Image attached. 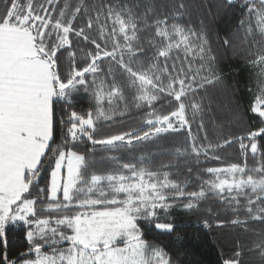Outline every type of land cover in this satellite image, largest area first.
I'll return each mask as SVG.
<instances>
[{
  "label": "snow or ice",
  "instance_id": "1",
  "mask_svg": "<svg viewBox=\"0 0 264 264\" xmlns=\"http://www.w3.org/2000/svg\"><path fill=\"white\" fill-rule=\"evenodd\" d=\"M226 4L238 6L241 15L224 37V44L238 39L245 48L250 46L248 54L253 58L247 64L256 69L258 84L251 112L264 123V0H226ZM186 14L188 6L184 0H122L91 7L87 0H78L74 7L70 0H3L0 242L6 248L8 227L21 223L28 247L16 259L5 254L0 264H175L162 247L145 239L140 222L170 233L175 225L157 222L161 213L166 217L175 202L182 199H187L182 205L185 210H198L210 194L224 202L225 211H231V225L240 226L245 232L253 231L258 237L249 251H255L264 264V232L248 228L253 222L264 224V152L257 143L258 137H264V127L215 145L200 143V137L193 134L194 122L198 121V130L204 129L205 106L203 98L195 99L197 93L207 94L222 78L208 47L203 22L199 31L169 23ZM78 20L83 21L79 27ZM108 20L112 22L111 29ZM148 29H154V38L148 41L154 53L144 57L140 33ZM93 30L94 37L89 35ZM71 36L92 46L91 50H81L88 61L82 69L75 66L77 53L71 50ZM61 52H67L70 68L63 75ZM145 59L150 61L147 66ZM105 60L109 61L107 75L112 77L111 84L106 79L97 80L102 71L100 62ZM133 64L139 65V70H134ZM86 74L93 77L90 84ZM118 75L126 76L127 87L135 90L137 107H151L161 94L174 98L177 106L166 115L149 112L150 118L144 121L147 131L137 134V130H132L94 139L96 122L111 119L105 112L104 101L111 106L124 99L123 86L116 82ZM90 85L95 115L89 111L85 117L70 111L66 120L60 119L62 129L68 125L62 132L61 143L53 146L54 105L63 102L70 108L73 94L81 88L87 92ZM182 131L187 132L185 146L170 153L177 159L191 155L199 162L201 155L208 157L210 151L239 141L245 163L207 168L205 171L212 178L202 181L199 191L186 192L187 181L182 185L171 180L167 171H151L145 157L138 163H121L118 156L97 159L94 155L96 146L102 152L119 151L129 149L134 142ZM83 137L93 145L88 153L68 147L69 139ZM203 139L207 140L206 133ZM249 152L253 159L261 157L251 168L247 165ZM45 160L50 167V180L45 187H39ZM104 164L110 165V170H95ZM34 187L38 194L29 198ZM38 203L44 204L39 211L47 215L38 216ZM241 256L242 252L237 251L233 259L224 260L223 264H241Z\"/></svg>",
  "mask_w": 264,
  "mask_h": 264
},
{
  "label": "trees",
  "instance_id": "2",
  "mask_svg": "<svg viewBox=\"0 0 264 264\" xmlns=\"http://www.w3.org/2000/svg\"><path fill=\"white\" fill-rule=\"evenodd\" d=\"M38 2L43 3L44 0H38ZM77 2L78 0H70L73 7ZM118 2H122V0H87L90 7L101 3L116 4ZM157 2L159 3L161 0H157ZM184 2L188 6V14L178 21L169 20V23L177 22L199 31L202 26L201 22H203L208 47L211 48V54L215 56V66L222 78L219 84L208 89L207 94L204 91L197 93L195 99L200 100L203 98L205 106L204 129L202 131L198 130V121L194 122L192 124L193 134L200 137V143L215 145L228 137L246 136L249 131L264 127L261 118L251 112L255 96L258 94V84L255 76L256 69L249 67L247 64V61L253 58L248 54L251 50L250 46L245 48L240 40L231 38L230 45L224 44V37L228 36L241 15L239 7L235 5L229 7L226 0H184ZM2 10L3 0H0V11ZM164 11L167 12L168 9L165 8ZM101 19L104 22L103 17ZM76 23L79 27L83 21L78 20ZM107 24L111 29V20H108ZM89 35L94 37L96 35L95 30ZM70 38L73 41L71 50L77 53L75 66L82 69L88 62L84 59V51L91 50L92 46L75 36ZM140 38L145 49L144 57L152 56L154 49L148 41L154 38V29L142 31ZM110 48L111 42H109V50ZM59 55L60 70L63 75L70 70L69 61L67 52H61ZM125 60H127V57H125ZM149 62L148 59H145V66ZM100 64L102 71L97 80L106 79L107 83L111 84L112 77L107 75L109 61L105 60ZM195 64L198 65L199 61H195ZM132 67L134 70L140 68L137 64H133ZM116 71L119 73L120 70L116 69ZM85 78L89 81V84L93 79L91 74H86ZM116 82L123 86L124 99L114 101L111 106L107 103V100L104 101L105 112L111 116V119H101L96 122V131L93 133L94 139H103L132 130H137V134L140 130L147 131L148 125L144 121L150 118L148 116L149 112L154 110L159 115H166L174 111L177 106L174 98L161 94L160 98L153 102L151 107L147 104L137 107V102L134 100L135 90L127 87L126 76L118 75ZM72 100L73 103L70 108L65 106L63 102L54 105L56 127L53 146L61 143L62 132L66 130L68 125H65L62 129L60 119L64 118L66 120L70 111L75 110L85 117L89 111H92L95 115L96 105L91 85L87 92L81 88L74 93ZM205 133L207 134V140L203 139ZM186 139L187 132L185 131L168 133L149 141L134 142V145L129 149L119 151L102 152L99 150L100 146H96L94 155L97 159L101 156H118L121 157V163H138L141 157H145L146 166L151 171H167L170 173L171 180L182 185L187 181L186 192L199 191L202 181L212 178L205 171L207 168H222L233 163L241 165L245 163V157L239 149V141L215 152L210 151L208 157L201 155L199 162L191 155L180 159L170 155L175 148H183ZM244 143L249 142L245 140ZM257 143L261 146V152H264V137H258ZM68 147L79 153H88L93 145L87 137H83L76 141L69 139ZM214 156H219L220 159H214ZM260 159V156L253 159L249 152L247 156L248 167L256 166L257 161ZM44 163L45 168L41 175L39 187H45L50 180V167L47 160ZM110 168V165L104 164L98 165L95 170L106 172ZM189 169L192 170L191 173ZM37 194L38 189L34 187L29 198L35 197ZM186 202L187 199L176 201L166 217L163 213L160 214L161 220L157 222H170L175 225V230L170 233H163L147 222L141 221L140 226L144 231L145 239L154 241L162 247L172 257L175 264H223L224 260L233 259L237 251L242 252L241 264H262L259 255L255 251H249L253 247L254 241L258 240V237L253 231L245 232L240 226H233L229 223L234 216L231 211L224 210L226 205L223 201L210 194L208 199L200 203L198 210L192 211L185 210L182 207ZM43 206L44 204L38 203V216L47 215L39 211ZM209 208L212 210L211 213L207 211ZM241 217H243V213H241ZM205 221H207V225ZM220 222L223 223L220 224ZM248 228L256 232H264V224L259 222L250 223ZM24 234L25 227L21 223L8 227L6 248L0 242V259L5 254L9 259H16L21 252L27 250L28 244Z\"/></svg>",
  "mask_w": 264,
  "mask_h": 264
},
{
  "label": "rangeland",
  "instance_id": "3",
  "mask_svg": "<svg viewBox=\"0 0 264 264\" xmlns=\"http://www.w3.org/2000/svg\"><path fill=\"white\" fill-rule=\"evenodd\" d=\"M73 151H75V150H73Z\"/></svg>",
  "mask_w": 264,
  "mask_h": 264
}]
</instances>
